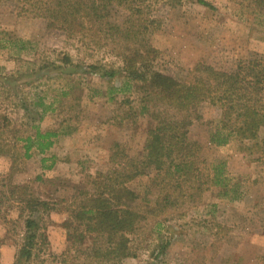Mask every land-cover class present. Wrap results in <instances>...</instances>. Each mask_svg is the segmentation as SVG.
<instances>
[{"label": "rangeland", "instance_id": "1", "mask_svg": "<svg viewBox=\"0 0 264 264\" xmlns=\"http://www.w3.org/2000/svg\"><path fill=\"white\" fill-rule=\"evenodd\" d=\"M60 1L0 0V264H109L92 258L91 238L67 241L63 223L73 220L84 192L93 193V179L119 168L109 161L113 145L138 159L154 125L140 113L141 95L120 72L121 59L106 34L89 25L79 34L47 26L48 10ZM205 1L215 10L195 0L176 7L147 2L150 18L160 20L149 39L158 50L154 66L163 73L182 79L197 63L224 70L250 54L264 55L254 2ZM113 14L121 18L123 12ZM103 69L118 75L104 79ZM199 111L203 122L189 128V137L203 144L208 162L225 161L237 195L210 187L194 202L154 216L144 209L158 191L151 177L127 182L139 197L135 207L146 214L130 237L136 256L115 264H264L263 162L239 151L235 141L207 147L206 122L218 110L204 105ZM36 129L57 137L43 154H27L24 139ZM258 137L264 139V127ZM28 217L38 229L25 261L18 257Z\"/></svg>", "mask_w": 264, "mask_h": 264}, {"label": "trees", "instance_id": "2", "mask_svg": "<svg viewBox=\"0 0 264 264\" xmlns=\"http://www.w3.org/2000/svg\"><path fill=\"white\" fill-rule=\"evenodd\" d=\"M161 1L171 7L181 3ZM195 1L207 10H215L205 0ZM147 2L140 0L137 5L135 0H61L48 10L47 26L51 29L79 34L89 25L108 36L121 59L120 72L141 95L140 113L154 122L147 130L140 158H129L117 144L113 145L109 161L119 168L93 179V193L84 192L73 220L69 218L63 223L67 241L83 243L91 238L96 244L90 250L92 258L109 264L136 256L130 237L146 214L135 207L139 197L126 187L127 182L139 176L151 177L158 191L153 205L146 204L144 209L154 216L168 214L184 202H194L210 187L220 188L225 197L237 195L235 187L229 186L225 161L208 162L203 144L189 137V128L203 122L199 111L202 106L218 110V117L206 122L210 127L207 147L235 141L239 151L257 156L256 160L264 165V139L258 137L264 127V55L250 54L236 61L231 69L218 70L197 63L182 79L167 75L154 66L158 50L149 36L160 28V20L150 18ZM251 2L255 4L252 20L264 26V0ZM117 10L123 12L121 18L113 17ZM117 73L115 69H103L100 75L110 80ZM56 137L55 132L36 129L33 136L24 139L25 153L35 149L43 154ZM24 229V244L18 258L28 261L37 222L28 217ZM97 241L102 244L97 245Z\"/></svg>", "mask_w": 264, "mask_h": 264}]
</instances>
